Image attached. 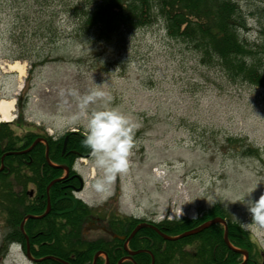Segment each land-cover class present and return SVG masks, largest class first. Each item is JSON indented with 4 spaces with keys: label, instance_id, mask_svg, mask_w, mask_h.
Here are the masks:
<instances>
[{
    "label": "rangeland",
    "instance_id": "374dc122",
    "mask_svg": "<svg viewBox=\"0 0 264 264\" xmlns=\"http://www.w3.org/2000/svg\"><path fill=\"white\" fill-rule=\"evenodd\" d=\"M232 1L244 22L237 35L252 53L245 61L264 62V0ZM96 2L0 0V98H14L9 128L16 136L87 134V111L101 102L119 106L139 124L128 167L99 192L90 187L96 175L90 156L75 161L85 213L112 228L109 216L117 214L157 220L175 202L194 217L219 204L264 259V225L247 206L264 194V84L230 78L215 58L201 60L189 43L167 34L160 16L100 41L78 24ZM94 92L105 95L82 108ZM27 183L0 185V193L26 194L27 201L33 187ZM1 206L0 197V264H36L6 238Z\"/></svg>",
    "mask_w": 264,
    "mask_h": 264
},
{
    "label": "trees",
    "instance_id": "16d2710c",
    "mask_svg": "<svg viewBox=\"0 0 264 264\" xmlns=\"http://www.w3.org/2000/svg\"><path fill=\"white\" fill-rule=\"evenodd\" d=\"M240 14L237 3L232 0H97L79 18L78 24L83 29L90 26L98 40L110 42L121 26L138 27L160 16L165 22L167 34L171 38H181L189 43L199 53L201 60L209 61L215 58L230 78L241 77L250 83L263 85L264 62L260 63L261 60L255 57L245 61V56L252 53L237 35L238 28L244 25ZM262 52L264 58V46ZM12 134L7 123L0 124V156L4 150L19 148L16 146L19 140L17 141ZM84 137L80 132H70L67 146L81 153L88 152L89 149L83 144ZM29 141L26 140L23 146ZM24 157L35 158L30 164L31 173L15 169L21 168L23 162L18 160ZM51 157L56 158L57 155ZM15 158L18 160L15 161ZM56 175H59V170L49 174V168L43 161V146L40 143L28 153L5 157L4 168L0 171V185L10 188L14 183L24 185L27 180H31L36 186L34 196L27 201L26 194L20 197L14 196L13 193H0L1 210L5 213V222L9 228L6 234L8 240H16L23 248L25 247L26 241L19 230V223L28 213L37 215L44 211L45 186ZM61 182L59 186L54 184L50 187L51 211L42 218H30L24 223L30 250L35 257L54 255L69 259L73 254L72 264H88L93 248L82 240L80 210L56 213L57 209L68 205L65 199H56L60 195L59 191L65 189L60 186ZM225 213V209L219 204H214L203 212L202 221L215 215L224 216ZM196 222L194 219L166 222L165 230L170 234H176L192 227ZM222 231L221 225L214 224L200 232L199 254L196 259H191L189 264L238 262L240 254L225 246ZM228 238L241 248L254 246L251 236L236 222L228 224ZM157 256L158 264H167L170 261L166 254ZM184 259L181 254L180 258L175 260L183 264ZM39 264L61 263L44 259Z\"/></svg>",
    "mask_w": 264,
    "mask_h": 264
},
{
    "label": "flooded vegetation",
    "instance_id": "af4514ba",
    "mask_svg": "<svg viewBox=\"0 0 264 264\" xmlns=\"http://www.w3.org/2000/svg\"><path fill=\"white\" fill-rule=\"evenodd\" d=\"M58 137H46L41 136L40 142L44 144V148L48 146L49 152L57 154L58 156L55 159H52L51 162L53 164L58 165H69L70 169L68 173L65 175L64 180L61 182V187L65 188L60 190V195L70 196L69 193H73L79 185L78 177L75 175V169L73 167V163L75 161L76 151L72 148H63L57 144L59 141ZM56 146V148H53ZM50 155V154H49ZM17 160V159H16ZM27 164H30L35 161L33 157L22 158ZM26 168H29L28 166ZM59 168V167H58ZM50 167L49 170L55 171L59 169ZM64 171L61 175H64ZM59 186V181L56 183ZM59 195V196H60ZM68 199V198H67ZM70 200V199H68ZM71 201V200H70ZM72 202V201H71ZM69 206H66L67 208ZM198 218H195L194 221H197L192 227L199 225L202 223V214L198 212ZM89 220L85 223H94L92 226L95 231H101V235L98 236H88L89 239L85 240L87 245H91L93 250L101 251L102 254H98L96 258L95 264H100L101 259H104V264H158L156 260V253H161L162 255L165 253L168 258H170L169 263L174 264L175 262L179 263L175 259H179L181 254L189 260V258H196L199 254L198 246L199 239L198 237H193L190 239H186L183 241H171L169 244L162 243L159 241L158 235L150 226H144L138 229L130 238L128 236L132 232V230L140 223H151L154 224L158 229L165 230V223L155 222L153 219H128L120 216V219H112V225L114 227L102 226L100 223L99 216H88ZM191 227V228H192ZM90 231V229H89ZM93 231V230H92ZM113 232L114 234H111ZM156 234V235H154ZM101 236V237H99ZM156 236V237H155ZM159 236V235H158ZM178 243V244H177ZM221 249L218 254H220ZM258 259L253 257L250 253H248L247 264H259L257 263ZM214 264V263H208ZM260 264H264V260L260 259Z\"/></svg>",
    "mask_w": 264,
    "mask_h": 264
},
{
    "label": "clouds",
    "instance_id": "9594fccd",
    "mask_svg": "<svg viewBox=\"0 0 264 264\" xmlns=\"http://www.w3.org/2000/svg\"><path fill=\"white\" fill-rule=\"evenodd\" d=\"M103 92H94L81 101L87 108ZM83 125L86 136L83 144L90 151L91 163L96 169L90 187L105 192L118 174L127 170L128 157L134 143V130L139 127L134 117L119 106L99 103L87 111ZM248 211L258 225H264V194L247 201Z\"/></svg>",
    "mask_w": 264,
    "mask_h": 264
},
{
    "label": "water",
    "instance_id": "95a60500",
    "mask_svg": "<svg viewBox=\"0 0 264 264\" xmlns=\"http://www.w3.org/2000/svg\"><path fill=\"white\" fill-rule=\"evenodd\" d=\"M24 151H25V150H24ZM20 152H21V151H20ZM22 152H23V151H22ZM8 153H10V152H8ZM3 157H4V154L1 156V160L3 159ZM73 200H74V199H73ZM49 208H50L49 199H47V206H46V210H45L44 214L49 210ZM44 214L39 215V217H42ZM30 216H32V215H27L26 217H30ZM216 222H220V223L224 224L225 228H224L223 239H224V242L228 245L229 243H228V239H227V228H226V222H225V220H224L223 218L218 217V216L213 217V218H211L210 220L204 221V222H203L202 224H200L199 226H197V227H195V228H193V229H190V230H186V231L180 233V234L177 235V236H168V235H166V234H164V233H162V232H160V231H159V233H160V235H161L163 238H165V239H177V238H180V237H183V236L189 235V234H191V233L197 232V231H199V230H201V229H204V228L208 227L209 225H211V224H213V223H216ZM138 227H139V226H138ZM138 227H136V229H137ZM20 228L22 229V223L20 224ZM229 246H230V245H229ZM230 247H231L233 250H235V251H239V252L243 253L244 255H246V252H245V251H243V250H239V249H236V248H233L232 246H230ZM26 255H27L29 258H31V255H30V252H29V248H28V244H27V248H26ZM44 258H53V259H55V260H57V261H59V262H61V263H63V264H70L68 261L63 260V259H61V258H59V257L45 256ZM34 260H35V261H39L40 259H34ZM239 264H244V261L241 262V263H239Z\"/></svg>",
    "mask_w": 264,
    "mask_h": 264
},
{
    "label": "bare ground",
    "instance_id": "6f19581e",
    "mask_svg": "<svg viewBox=\"0 0 264 264\" xmlns=\"http://www.w3.org/2000/svg\"><path fill=\"white\" fill-rule=\"evenodd\" d=\"M10 66L12 67L13 65ZM13 109L14 98H0V122L12 120Z\"/></svg>",
    "mask_w": 264,
    "mask_h": 264
}]
</instances>
